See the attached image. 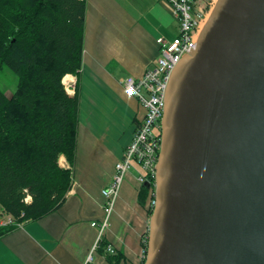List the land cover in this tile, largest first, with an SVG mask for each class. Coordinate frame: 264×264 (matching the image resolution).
<instances>
[{
    "label": "water",
    "instance_id": "obj_1",
    "mask_svg": "<svg viewBox=\"0 0 264 264\" xmlns=\"http://www.w3.org/2000/svg\"><path fill=\"white\" fill-rule=\"evenodd\" d=\"M154 192L143 264H264V0H215L172 70Z\"/></svg>",
    "mask_w": 264,
    "mask_h": 264
},
{
    "label": "crops",
    "instance_id": "obj_2",
    "mask_svg": "<svg viewBox=\"0 0 264 264\" xmlns=\"http://www.w3.org/2000/svg\"><path fill=\"white\" fill-rule=\"evenodd\" d=\"M84 34L78 79H69L79 100L71 189L61 206L0 235V264H83L95 243L92 222L104 217L101 190L108 185L142 110L120 80L140 77L159 55L158 37L172 40L178 23L167 0H84ZM67 75V74H66ZM72 81V82H71ZM65 85V84H64ZM60 158H66L63 154ZM69 164V162H67ZM139 168L125 175L103 240L118 255L95 252L97 264H140L148 229L146 205L139 202ZM8 215L0 208V225ZM105 244V245H106Z\"/></svg>",
    "mask_w": 264,
    "mask_h": 264
},
{
    "label": "trees",
    "instance_id": "obj_3",
    "mask_svg": "<svg viewBox=\"0 0 264 264\" xmlns=\"http://www.w3.org/2000/svg\"><path fill=\"white\" fill-rule=\"evenodd\" d=\"M84 17V0H0V68L16 76L10 96L0 88V208L12 220L0 225V235L57 210L71 187L70 169L58 158L74 161L79 100L62 79H78ZM152 188L140 185L141 204ZM105 244L102 238L99 249Z\"/></svg>",
    "mask_w": 264,
    "mask_h": 264
},
{
    "label": "built area",
    "instance_id": "obj_4",
    "mask_svg": "<svg viewBox=\"0 0 264 264\" xmlns=\"http://www.w3.org/2000/svg\"><path fill=\"white\" fill-rule=\"evenodd\" d=\"M167 1L173 9L178 23V35L172 40L158 37L159 55L153 65L147 67L138 78L126 77L120 80L125 93L136 99L142 114L138 116L135 130L122 157L114 165L110 182L101 190L105 199L104 217L99 222L91 223L97 228V236L95 243L88 250L83 264H97L94 259L95 252L99 248L105 228L108 225L109 215L119 195L122 181L133 163H136L140 170L137 176L139 184L147 181L153 186L147 201V208L152 210L155 204L154 176L160 150V129L165 89L176 64L185 54L195 48L198 33L215 3V0ZM64 86L67 93L71 94L69 83ZM59 164L64 168L71 169L65 161L60 162L59 160ZM26 199H30L29 195L26 196ZM11 222L12 220L9 218L6 224ZM145 238H147V231L143 240ZM105 251L114 253L110 244L105 245ZM144 258L145 252L143 250Z\"/></svg>",
    "mask_w": 264,
    "mask_h": 264
},
{
    "label": "rangeland",
    "instance_id": "obj_5",
    "mask_svg": "<svg viewBox=\"0 0 264 264\" xmlns=\"http://www.w3.org/2000/svg\"><path fill=\"white\" fill-rule=\"evenodd\" d=\"M16 87V76L8 67L0 68V88L8 96H10ZM140 172V170H139Z\"/></svg>",
    "mask_w": 264,
    "mask_h": 264
},
{
    "label": "bare ground",
    "instance_id": "obj_6",
    "mask_svg": "<svg viewBox=\"0 0 264 264\" xmlns=\"http://www.w3.org/2000/svg\"><path fill=\"white\" fill-rule=\"evenodd\" d=\"M71 76H72V75H69V74L65 75V76L63 77V80H62L63 84L67 85V84L69 83V79H71ZM71 82H72V81H71Z\"/></svg>",
    "mask_w": 264,
    "mask_h": 264
}]
</instances>
